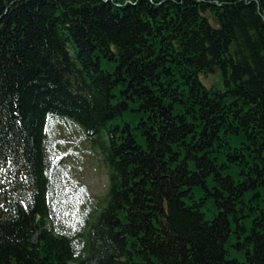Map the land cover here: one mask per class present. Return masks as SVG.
<instances>
[{"label": "trees", "instance_id": "obj_1", "mask_svg": "<svg viewBox=\"0 0 264 264\" xmlns=\"http://www.w3.org/2000/svg\"><path fill=\"white\" fill-rule=\"evenodd\" d=\"M0 264H264V0H0Z\"/></svg>", "mask_w": 264, "mask_h": 264}, {"label": "rangeland", "instance_id": "obj_2", "mask_svg": "<svg viewBox=\"0 0 264 264\" xmlns=\"http://www.w3.org/2000/svg\"><path fill=\"white\" fill-rule=\"evenodd\" d=\"M201 83L205 87L214 86L223 89L222 78L219 73L201 76ZM59 132V150L67 164L69 174L78 180L88 194L103 202L108 189V179L100 157L90 153L89 144L82 139L81 134L73 129L63 130L57 125Z\"/></svg>", "mask_w": 264, "mask_h": 264}]
</instances>
